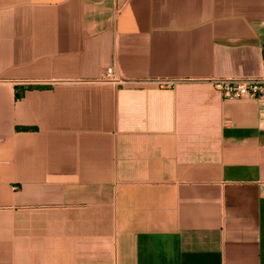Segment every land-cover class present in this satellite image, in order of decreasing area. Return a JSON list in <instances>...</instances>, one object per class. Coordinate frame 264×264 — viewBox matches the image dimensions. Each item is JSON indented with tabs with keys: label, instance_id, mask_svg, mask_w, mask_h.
Instances as JSON below:
<instances>
[{
	"label": "crops",
	"instance_id": "crops-1",
	"mask_svg": "<svg viewBox=\"0 0 264 264\" xmlns=\"http://www.w3.org/2000/svg\"><path fill=\"white\" fill-rule=\"evenodd\" d=\"M263 75L264 0H0V264H264Z\"/></svg>",
	"mask_w": 264,
	"mask_h": 264
},
{
	"label": "built area",
	"instance_id": "built-area-1",
	"mask_svg": "<svg viewBox=\"0 0 264 264\" xmlns=\"http://www.w3.org/2000/svg\"><path fill=\"white\" fill-rule=\"evenodd\" d=\"M101 82L124 85L129 80L117 73L116 66L108 69ZM222 95L225 101L264 100V75L253 78L212 79L209 81ZM161 85H170L171 81H160Z\"/></svg>",
	"mask_w": 264,
	"mask_h": 264
}]
</instances>
